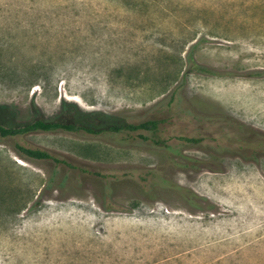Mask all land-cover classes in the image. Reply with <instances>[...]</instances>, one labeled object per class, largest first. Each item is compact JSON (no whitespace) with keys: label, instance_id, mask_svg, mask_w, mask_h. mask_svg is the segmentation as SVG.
Segmentation results:
<instances>
[{"label":"rangeland","instance_id":"1","mask_svg":"<svg viewBox=\"0 0 264 264\" xmlns=\"http://www.w3.org/2000/svg\"><path fill=\"white\" fill-rule=\"evenodd\" d=\"M170 96L264 132V0H0L6 124L53 119L64 104L85 123L159 120L0 139V264H264V155L243 158L256 143L227 135L211 149L205 125L159 105ZM191 136L205 140H180ZM15 142L92 170L161 167L196 196L117 186L104 205L89 176L48 186L51 165Z\"/></svg>","mask_w":264,"mask_h":264},{"label":"trees","instance_id":"2","mask_svg":"<svg viewBox=\"0 0 264 264\" xmlns=\"http://www.w3.org/2000/svg\"><path fill=\"white\" fill-rule=\"evenodd\" d=\"M159 105L164 107V110L172 112V116L176 119L179 118L176 111L183 112L184 117L180 116L181 119H184L191 127L205 125L213 134L208 144H215V147L211 146V149L216 152L223 150L224 142L222 138L224 135H227L249 144L256 143L253 148H249L246 152L237 151L243 158L257 160L259 156L264 155V132L225 116L204 117L184 107L182 101L174 96L164 99ZM69 106L72 105L64 104L61 115L53 119H45L37 114L29 122L14 125L6 124V120L12 112H9L6 107L0 106V139L6 137H22L26 134L40 131H61L73 134L84 132L93 136L118 134L121 132L154 131L157 129L159 123V120L156 119H149L139 123H120L117 118L107 115L104 116L100 124H93L92 122L85 123L69 119ZM181 139L194 144L205 140L203 137L196 136L182 137ZM14 149L23 158L49 163L51 165L52 172L48 186H53L56 183L55 181L59 180L57 187L61 188L68 183L70 178H73L75 180L73 183L77 184L82 182L80 180L81 178L87 176L96 180L100 186L99 192L104 205L106 200L114 193V189L117 186H130L143 196L149 198L154 197L161 190H170L178 193L188 192L190 195L196 196L189 189L174 183L165 175L161 167H109L103 169L95 168V170H92L85 165L70 163L66 159L60 158L43 148L27 147L20 142H15ZM232 153H235V151L233 150ZM178 156L183 160H191L181 154Z\"/></svg>","mask_w":264,"mask_h":264}]
</instances>
